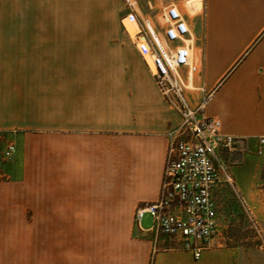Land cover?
<instances>
[{
  "label": "crops",
  "instance_id": "crops-1",
  "mask_svg": "<svg viewBox=\"0 0 264 264\" xmlns=\"http://www.w3.org/2000/svg\"><path fill=\"white\" fill-rule=\"evenodd\" d=\"M142 2L143 15L169 5L186 15L198 66L191 84L210 94L206 115L240 152L256 150L264 138V0ZM73 3L83 12L111 7ZM55 9L0 8V134L15 147L0 168V264H264L261 246H220L216 238L196 260L136 222L137 208L159 197L167 133L180 118L122 18L134 53L70 22L67 7ZM186 95L192 104L200 97ZM238 187L264 239V199L249 200L251 182Z\"/></svg>",
  "mask_w": 264,
  "mask_h": 264
},
{
  "label": "built area",
  "instance_id": "built-area-1",
  "mask_svg": "<svg viewBox=\"0 0 264 264\" xmlns=\"http://www.w3.org/2000/svg\"><path fill=\"white\" fill-rule=\"evenodd\" d=\"M122 2L127 14L121 25L130 36L122 20L132 17L135 21L137 30L130 36L135 50L163 102L180 118L179 126L167 133L169 142L159 197L156 202L137 208L135 220L139 222L148 213L155 234L175 239L197 260L218 234L214 191L223 186L234 190L221 153L231 150L235 139L221 132L219 120L206 115L210 94L191 84L198 66L193 61V38L186 15L174 5L159 12L149 7V13L143 15L134 0ZM186 92H198L200 97L192 104ZM258 143L264 146V138ZM14 153V145L9 144L5 157Z\"/></svg>",
  "mask_w": 264,
  "mask_h": 264
},
{
  "label": "rangeland",
  "instance_id": "rangeland-1",
  "mask_svg": "<svg viewBox=\"0 0 264 264\" xmlns=\"http://www.w3.org/2000/svg\"><path fill=\"white\" fill-rule=\"evenodd\" d=\"M107 1L111 4L109 11L101 10L97 7L94 9L90 6L83 12L74 3L72 4V0H69L70 4L66 6L69 11V21L84 22L94 28L93 33L95 38L110 36L114 40L123 42V53H134L128 36L119 24V19L127 14L122 0ZM137 1L140 7L144 5L142 0ZM63 2L64 0H0V8L48 6L61 11L63 8H66ZM112 9H118L116 14L117 20L114 19L115 16L111 15L113 13ZM192 10L195 11L193 8ZM58 17L60 18V16ZM99 28L104 30H99ZM104 77L105 73L102 74V79L103 82H108V76ZM103 82L101 86L105 85ZM9 144L8 136L0 134V168L8 167L13 161V156L10 158L5 157ZM240 151L241 149L234 144L231 150L221 153V159L229 168L232 176L234 190L223 186L214 191L213 199L217 208L219 221V229L216 236L217 244L227 247L261 246L264 249V239L254 220L253 208L248 204L238 187L239 181L251 182L253 191H249V200L252 203L258 201V194L260 198L264 199V146L258 143L254 151L245 153ZM141 225L145 227L151 226V218L146 215L143 216Z\"/></svg>",
  "mask_w": 264,
  "mask_h": 264
},
{
  "label": "bare ground",
  "instance_id": "bare-ground-1",
  "mask_svg": "<svg viewBox=\"0 0 264 264\" xmlns=\"http://www.w3.org/2000/svg\"><path fill=\"white\" fill-rule=\"evenodd\" d=\"M195 5V3L193 4V6ZM122 24L124 25V27L126 28L127 32L130 34L131 37L134 36V34L136 33V24L135 21L133 20L132 17H128V18H124L122 20Z\"/></svg>",
  "mask_w": 264,
  "mask_h": 264
}]
</instances>
